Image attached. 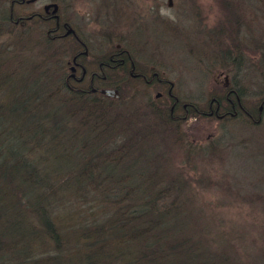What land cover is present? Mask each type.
<instances>
[{
	"label": "trees",
	"instance_id": "16d2710c",
	"mask_svg": "<svg viewBox=\"0 0 264 264\" xmlns=\"http://www.w3.org/2000/svg\"><path fill=\"white\" fill-rule=\"evenodd\" d=\"M0 19V31L13 21L8 9ZM41 35L46 50L58 44ZM22 41L0 53L12 65L0 66V264H230L208 256L184 223L179 182L134 168L144 135L121 114L122 96L70 87L68 58L57 51L55 64L37 73ZM66 42L69 52L77 46Z\"/></svg>",
	"mask_w": 264,
	"mask_h": 264
},
{
	"label": "rangeland",
	"instance_id": "374dc122",
	"mask_svg": "<svg viewBox=\"0 0 264 264\" xmlns=\"http://www.w3.org/2000/svg\"><path fill=\"white\" fill-rule=\"evenodd\" d=\"M89 1L63 0L64 13L73 24L82 25L89 44L96 48L110 41L131 47L139 64L155 65L170 83L151 89L132 81L117 88L119 98L106 96L111 100L122 96L121 114L131 115L134 130L144 135L136 144L146 153L134 168L157 172L166 184L179 182L175 193L186 200L181 210L189 216L184 223L201 237L208 256H228L230 264H264V14L260 0H128L141 21L132 19L129 29L124 24L126 32L114 30L111 36L101 29V21L98 26L92 10L107 0H95V5ZM9 7V0H0V17ZM26 7L17 6L15 14ZM31 8L43 11L39 3ZM9 24L0 31V53L5 46L18 48L22 40L27 41L29 62L37 73L55 64L52 52L72 56L63 43L49 45L48 50L41 47L46 41L41 34L47 30L43 24L29 22L30 35L29 29ZM138 24L142 27L136 28ZM21 32L27 34L18 36ZM0 66L12 68L9 63L0 62ZM221 71L230 75L229 81L242 97L245 111L236 117L204 114L211 98L225 93ZM169 88L181 104L173 112L172 100L167 99ZM134 91L136 98L131 100ZM162 92L164 98L157 94ZM183 104L199 111L186 112ZM170 113L180 120H169ZM134 154L140 155L138 150ZM149 158L159 159L160 164L155 166Z\"/></svg>",
	"mask_w": 264,
	"mask_h": 264
},
{
	"label": "flooded vegetation",
	"instance_id": "af4514ba",
	"mask_svg": "<svg viewBox=\"0 0 264 264\" xmlns=\"http://www.w3.org/2000/svg\"><path fill=\"white\" fill-rule=\"evenodd\" d=\"M83 2L84 0H82ZM91 2L92 0L89 1V3ZM38 3L42 4V12L34 11L31 8L32 5ZM95 3L94 0V5ZM63 4V0H9L10 7L8 10L10 11V20H13L14 24L21 25L24 28L29 22L43 24L47 28L48 38L61 43V46L63 43L65 48L69 47L66 44V39L76 42L77 46L71 51L72 56L67 60L69 70L66 80L70 87L85 91L91 90V92H99L105 95L102 90H117L118 87L107 86L116 85V83L134 81L145 84L151 89L163 87L169 83L158 72L155 65L139 64L134 55V49L131 47H124L121 44L116 45L107 41L104 43L106 45L101 44L93 48L88 40L84 38L82 25L73 24L70 17L64 13ZM130 4L132 2L128 0H107L99 8L93 7L92 10L95 12L97 22H102L101 29L104 30V33L111 36L114 30L126 32L125 26L129 29L132 19L141 21L137 17V8ZM19 5L27 7L19 14H15L14 9ZM93 23L96 22L93 21ZM98 26H100L99 22ZM135 27L141 28L142 26L138 24ZM223 74L225 72L221 71L219 75ZM225 78V93L219 97L213 96L204 114L225 119L236 117L239 115L240 110H243L237 88L229 81L230 75L225 74ZM162 93L157 94L159 97L164 98V93ZM167 93V99L172 100L173 112L181 104L179 98L177 99V96L172 93L171 88L168 89ZM189 106L192 108V105L188 104H183L182 108L188 111ZM195 110L199 111L197 108ZM174 118L177 119V117Z\"/></svg>",
	"mask_w": 264,
	"mask_h": 264
},
{
	"label": "water",
	"instance_id": "95a60500",
	"mask_svg": "<svg viewBox=\"0 0 264 264\" xmlns=\"http://www.w3.org/2000/svg\"><path fill=\"white\" fill-rule=\"evenodd\" d=\"M102 93H104L105 95L109 97H113V98L120 97L118 90H115V89H105V90H102Z\"/></svg>",
	"mask_w": 264,
	"mask_h": 264
}]
</instances>
